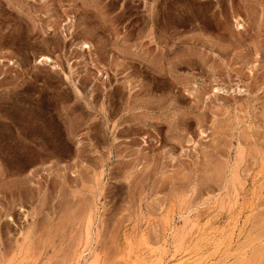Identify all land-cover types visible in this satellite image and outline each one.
I'll use <instances>...</instances> for the list:
<instances>
[{
	"label": "rangeland",
	"instance_id": "rangeland-1",
	"mask_svg": "<svg viewBox=\"0 0 264 264\" xmlns=\"http://www.w3.org/2000/svg\"><path fill=\"white\" fill-rule=\"evenodd\" d=\"M97 1L0 0V264H264V0H104L121 32L193 45L178 69L192 84L152 87L183 123L152 128L149 157L129 166L76 146L74 93L95 88L85 68L123 59ZM78 14L89 49L76 47ZM90 134L105 145L103 126Z\"/></svg>",
	"mask_w": 264,
	"mask_h": 264
},
{
	"label": "crops",
	"instance_id": "crops-1",
	"mask_svg": "<svg viewBox=\"0 0 264 264\" xmlns=\"http://www.w3.org/2000/svg\"><path fill=\"white\" fill-rule=\"evenodd\" d=\"M152 2L148 1L147 10L150 12L146 18L142 17L143 21L154 20ZM95 5L96 10L100 12L96 16L100 21L99 27L103 29L108 24L113 35L116 34L109 51L110 55L117 60L123 59L122 62H101L102 69L98 68V65H92V70L85 68L87 75L91 76L88 82L95 88L89 91L77 90V94L74 93L77 99L75 102L83 106L86 118L83 123L84 128L80 129L77 137L79 142L76 146L80 156H83L82 152L84 157L92 154L91 159L93 158L98 165L144 164L145 158L150 155L148 153L151 129L165 124L167 132L175 134L177 125L183 123L182 117L177 116L173 94L152 92V87L159 85L160 80H167L171 88H175L176 91L179 85L192 84L183 82L182 79L187 77L178 69L183 65H191L193 45L182 46L177 42L170 46L164 45L158 40L154 31L144 28L143 25H132L129 33L126 31L123 33L115 19L120 8L107 15L103 14L104 0L97 1ZM134 17L135 15L129 16L126 21L134 20ZM137 19L133 23L137 22ZM76 20L79 41L88 45L86 49L90 48L89 44L96 45L90 37L89 27L82 25V16L78 14ZM193 38L194 35H191V41ZM95 71L97 73L109 71L112 75L104 81L98 79L96 75L92 76ZM103 82L107 87L104 90L96 89L97 83ZM94 124L104 127V146H99L90 134V127Z\"/></svg>",
	"mask_w": 264,
	"mask_h": 264
},
{
	"label": "bare ground",
	"instance_id": "bare-ground-1",
	"mask_svg": "<svg viewBox=\"0 0 264 264\" xmlns=\"http://www.w3.org/2000/svg\"><path fill=\"white\" fill-rule=\"evenodd\" d=\"M42 1H44V0H41V2ZM70 20V19H69ZM67 21V20H66ZM235 22V27L237 28V29H240V28H242V24L238 21V20H235L234 21ZM66 23V22H65ZM78 48L80 49V50H83V49H86V48H88V45L86 44V43H84V42H81V43H79V45H78ZM38 61H44V62H47V63H52L53 62V60L50 58V57H48V56H40L38 59H37V62ZM158 62V61H157ZM156 67V66H155ZM151 77V76H150ZM130 86V85H129ZM137 175V174H136ZM263 212V211H262ZM260 213V212H259ZM260 215H261V213H260ZM262 221V220H261ZM264 226V225H263ZM176 264H178V263H176Z\"/></svg>",
	"mask_w": 264,
	"mask_h": 264
},
{
	"label": "built area",
	"instance_id": "built-area-1",
	"mask_svg": "<svg viewBox=\"0 0 264 264\" xmlns=\"http://www.w3.org/2000/svg\"><path fill=\"white\" fill-rule=\"evenodd\" d=\"M31 2H34L35 0H30ZM64 24V28L66 29V31H67V29L69 28L68 27V22H66V23H63Z\"/></svg>",
	"mask_w": 264,
	"mask_h": 264
}]
</instances>
